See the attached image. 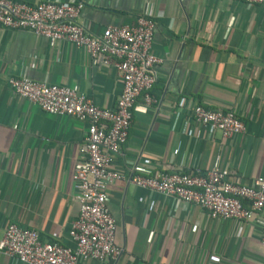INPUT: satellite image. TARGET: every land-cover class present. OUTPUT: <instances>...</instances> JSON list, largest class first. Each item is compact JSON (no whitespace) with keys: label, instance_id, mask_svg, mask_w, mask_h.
Listing matches in <instances>:
<instances>
[{"label":"crops","instance_id":"0c3cea01","mask_svg":"<svg viewBox=\"0 0 264 264\" xmlns=\"http://www.w3.org/2000/svg\"><path fill=\"white\" fill-rule=\"evenodd\" d=\"M35 5L71 0H15ZM79 22L99 35L110 26L132 25L141 16L155 22L154 103L140 97L128 139L113 168L153 176L161 171L210 170L216 160L229 179L248 184L264 176V5L235 0H75ZM78 87L96 107L114 109L122 83L112 67L84 50L50 42L28 31L0 26V241L9 223L34 229L41 242L72 247L79 215L75 166L86 129L54 117L16 95L8 79ZM232 111L244 123L242 136L223 138L199 130L193 109ZM108 208L117 223V261L78 264H264L256 222L211 220L201 208L118 181ZM264 219V212L257 216ZM0 264H23L0 254Z\"/></svg>","mask_w":264,"mask_h":264},{"label":"built area","instance_id":"2783aa9c","mask_svg":"<svg viewBox=\"0 0 264 264\" xmlns=\"http://www.w3.org/2000/svg\"><path fill=\"white\" fill-rule=\"evenodd\" d=\"M249 5H264V0H235ZM84 4L40 2L35 5L15 0H0V26L28 31L56 42L72 44L85 51L95 63L112 67L121 80V94L114 109L96 107L78 87L47 85L29 78L11 77L8 84L19 97L28 100L54 117H67L85 126L84 159L74 169L72 180L79 204V215L72 223V247L58 242H41L34 229L9 223L0 241V254L23 264H78L79 260L117 261L122 250L115 244L117 223L109 208V188L128 181L150 192L176 198L201 208L211 220L256 222L261 227L264 246V176L248 184L233 182L217 159L205 173L200 171H161L153 176L136 173L126 178L113 168L128 139L133 110L142 97L149 108L155 101V67L161 63L152 52L155 22L147 16L134 24L110 26L96 35L79 22ZM193 119L199 130L223 138L242 136L243 121L232 111H216L196 106Z\"/></svg>","mask_w":264,"mask_h":264}]
</instances>
